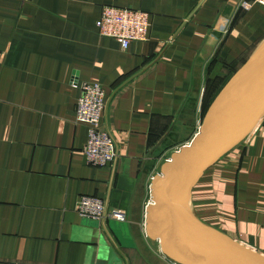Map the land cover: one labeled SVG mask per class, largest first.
Segmentation results:
<instances>
[{
  "label": "crops",
  "instance_id": "0c3cea01",
  "mask_svg": "<svg viewBox=\"0 0 264 264\" xmlns=\"http://www.w3.org/2000/svg\"><path fill=\"white\" fill-rule=\"evenodd\" d=\"M105 6L148 13L149 40L123 50L100 37ZM263 44L264 0H0V264H97L99 240L120 264H175L146 231L152 183L199 135L207 81L234 77ZM73 81L107 92L113 166L86 161ZM82 197L129 219L84 227ZM189 206L264 255V120Z\"/></svg>",
  "mask_w": 264,
  "mask_h": 264
},
{
  "label": "water",
  "instance_id": "95a60500",
  "mask_svg": "<svg viewBox=\"0 0 264 264\" xmlns=\"http://www.w3.org/2000/svg\"><path fill=\"white\" fill-rule=\"evenodd\" d=\"M255 62L230 93L213 105L191 145L181 149L152 183L146 231L175 264H264V255L196 218L190 220L182 211L203 175L238 149L264 120V49ZM83 226L99 230L101 224L87 220ZM93 245L97 264H120L103 241Z\"/></svg>",
  "mask_w": 264,
  "mask_h": 264
},
{
  "label": "built area",
  "instance_id": "2783aa9c",
  "mask_svg": "<svg viewBox=\"0 0 264 264\" xmlns=\"http://www.w3.org/2000/svg\"><path fill=\"white\" fill-rule=\"evenodd\" d=\"M150 15L141 10L105 6L97 22L100 37L117 41L123 50L132 44L149 40ZM73 87L80 92L75 109V123L88 128V139L83 148L87 163L96 168L113 166L119 159V152L112 135L101 124L108 106L105 88L97 82L73 81ZM78 214L84 220L99 223L107 220L127 222L126 213L109 210L106 203L96 197H82Z\"/></svg>",
  "mask_w": 264,
  "mask_h": 264
},
{
  "label": "rangeland",
  "instance_id": "374dc122",
  "mask_svg": "<svg viewBox=\"0 0 264 264\" xmlns=\"http://www.w3.org/2000/svg\"><path fill=\"white\" fill-rule=\"evenodd\" d=\"M244 67H242L240 69V71L236 72V74L232 78L231 77H221V78L213 77L212 79L207 81V86H206V90H205V93H204V102L203 103H204L205 107H204L203 113L205 112V114L208 115V113H209L210 109L213 107V105L216 104L219 100H221V97L223 96V94L226 91V89L229 88L231 82L235 81L236 79H238L240 74H242V71H244L247 66L245 68ZM235 77H236V79L233 80ZM215 90H219V93H218L217 96L212 98V96H214L212 94H214L213 92ZM188 207H189V209L191 211V215L195 219V216L193 215V212H192L189 204H188Z\"/></svg>",
  "mask_w": 264,
  "mask_h": 264
},
{
  "label": "bare ground",
  "instance_id": "6f19581e",
  "mask_svg": "<svg viewBox=\"0 0 264 264\" xmlns=\"http://www.w3.org/2000/svg\"><path fill=\"white\" fill-rule=\"evenodd\" d=\"M263 49H264V44L261 45V46L258 48V50H257L256 53L254 54L253 58H251L249 64H248L247 67H246V69H245L244 71H242V74H240V76L238 75L239 78L236 79V77H237V76H236V77L233 79V80H235V79H236V80L231 82L229 88L226 89V91L224 92L223 96L221 97L222 99H224V98L230 93V91L236 86V84L239 83V82L244 78L245 74L247 73L246 70H249V69L253 66V64L256 63L255 61H256L257 57L259 56V54H261V52L263 51ZM222 99H221V100H222ZM218 100H219V99H218ZM191 196H192V195H191ZM191 196H190V197H189V198L183 203V205H182V211H183V214H184L185 216H187L190 220H194V217L191 215V211H190V209H189V207H188V204H189V201H190Z\"/></svg>",
  "mask_w": 264,
  "mask_h": 264
}]
</instances>
